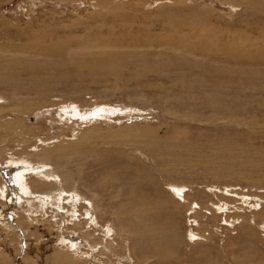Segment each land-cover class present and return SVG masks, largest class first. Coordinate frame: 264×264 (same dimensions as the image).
Listing matches in <instances>:
<instances>
[{
	"label": "rangeland",
	"instance_id": "1",
	"mask_svg": "<svg viewBox=\"0 0 264 264\" xmlns=\"http://www.w3.org/2000/svg\"><path fill=\"white\" fill-rule=\"evenodd\" d=\"M5 184L0 264H264V0H0Z\"/></svg>",
	"mask_w": 264,
	"mask_h": 264
},
{
	"label": "bare ground",
	"instance_id": "2",
	"mask_svg": "<svg viewBox=\"0 0 264 264\" xmlns=\"http://www.w3.org/2000/svg\"><path fill=\"white\" fill-rule=\"evenodd\" d=\"M106 9H108V8H106ZM129 30H130V28H129ZM177 30H175V31H177ZM123 38H125V37H123ZM133 45H135L136 47H140L141 46L138 43H133ZM33 120L36 121L35 117L33 118ZM52 150H54V151L52 152ZM61 152H62V149L61 148H51V146L42 149L40 153H38L36 156H34V157L39 158L37 160V162L31 161L32 159L30 161H21V167H22L23 170L20 171V172H17L14 175H12L11 179H12L13 183L15 184V186L20 189V192L22 194L26 195L27 191H29L31 189L30 187H28V183L26 184V182H25L26 177H27V175H33L35 182H37L36 181V179H37L38 181H40L37 184H40L39 186H42L43 187V189H39L38 188V190H35V191L33 190V191L35 193H39L41 199H42V197H46L47 200L49 198H48L47 192H45V191H47L49 189V187H51L53 184L55 185L58 179L68 180V181H70L69 184H66L65 183L66 185L63 188L58 189L57 191H54V192H50L51 196L55 199L56 204L60 205L59 208L61 210H62V208H61L62 202H63V204H67V205H69L72 208L71 209V212H70V216L74 220L76 219L75 217L77 216L76 207L81 202H86L89 211L88 212H85V216L89 218L90 217V214H91V210L93 209V207H91L92 206V202L87 201L84 196H82L78 191H76V189L74 187L75 186V182H74L73 178L71 177L70 171H68L66 169L67 168L66 166L58 165V167L54 168V167H52V163H50V157L51 156H49V155L50 154H55L57 156V158L59 159V157H61L60 156ZM34 160H36V159H34ZM10 164L16 166L17 165V162L16 161L15 162L10 161ZM35 182H33V184ZM183 185H181V184H174V185L170 186L171 189L175 192L176 195L179 194V197L182 200L184 199V195L182 193L184 192V189L183 188L185 187ZM175 194H172L173 195L172 197H175L176 198L177 196ZM181 194L183 196H180ZM0 195L3 198H5V200H7L8 202H14V201H16V202L19 203L18 197L12 193L11 189L9 188V186L7 184H5L3 187L0 186ZM217 210H218V212H221V208H218L217 207ZM70 223H72V222H70ZM152 224H153V222L146 221L147 230L152 229ZM143 233L145 235L146 232H143ZM154 237H158V236L157 235L156 236L153 235L152 232H148V234L146 235V240H147L148 243H152V244H154V246H156V243L153 242ZM175 237L177 239L178 235H176V236L173 235V237L171 238L172 241L175 239ZM164 242H166V241H164ZM165 244H167V242ZM90 245L93 246V248H95L97 246V243L93 242V244H90Z\"/></svg>",
	"mask_w": 264,
	"mask_h": 264
}]
</instances>
